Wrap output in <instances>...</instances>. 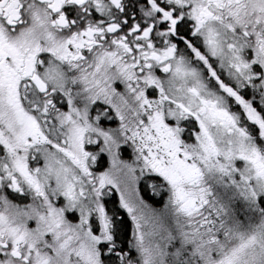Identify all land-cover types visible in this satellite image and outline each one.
Returning <instances> with one entry per match:
<instances>
[{
	"label": "snow or ice",
	"instance_id": "snow-or-ice-1",
	"mask_svg": "<svg viewBox=\"0 0 264 264\" xmlns=\"http://www.w3.org/2000/svg\"><path fill=\"white\" fill-rule=\"evenodd\" d=\"M0 264H264V0H0Z\"/></svg>",
	"mask_w": 264,
	"mask_h": 264
}]
</instances>
